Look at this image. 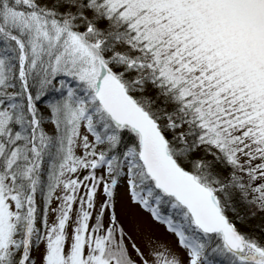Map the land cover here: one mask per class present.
Masks as SVG:
<instances>
[{
	"label": "snow or ice",
	"instance_id": "snow-or-ice-1",
	"mask_svg": "<svg viewBox=\"0 0 264 264\" xmlns=\"http://www.w3.org/2000/svg\"><path fill=\"white\" fill-rule=\"evenodd\" d=\"M0 264H264V0H0Z\"/></svg>",
	"mask_w": 264,
	"mask_h": 264
},
{
	"label": "rangeland",
	"instance_id": "rangeland-1",
	"mask_svg": "<svg viewBox=\"0 0 264 264\" xmlns=\"http://www.w3.org/2000/svg\"><path fill=\"white\" fill-rule=\"evenodd\" d=\"M154 228H156V233L157 235H161L164 234V229L163 227H159V226H153ZM164 238L168 239V240H172L174 242V238L171 236H167L166 234L164 235Z\"/></svg>",
	"mask_w": 264,
	"mask_h": 264
},
{
	"label": "trees",
	"instance_id": "trees-1",
	"mask_svg": "<svg viewBox=\"0 0 264 264\" xmlns=\"http://www.w3.org/2000/svg\"><path fill=\"white\" fill-rule=\"evenodd\" d=\"M241 230L242 231H248V229L247 228H244V227H242Z\"/></svg>",
	"mask_w": 264,
	"mask_h": 264
}]
</instances>
